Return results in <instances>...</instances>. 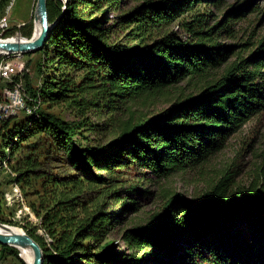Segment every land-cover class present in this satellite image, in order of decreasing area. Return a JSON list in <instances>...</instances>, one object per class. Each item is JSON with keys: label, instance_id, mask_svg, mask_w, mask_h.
I'll list each match as a JSON object with an SVG mask.
<instances>
[{"label": "trees", "instance_id": "trees-1", "mask_svg": "<svg viewBox=\"0 0 264 264\" xmlns=\"http://www.w3.org/2000/svg\"><path fill=\"white\" fill-rule=\"evenodd\" d=\"M133 1L48 0L50 22L57 23L38 52L42 82L37 89L27 79L25 85L28 105L38 109L26 113L22 122L14 117L0 120V171L2 162L20 153L14 180L31 188L33 180H43V189L48 186L47 192H53H46V213L32 205L51 244L38 234L39 226L23 229L41 246L44 264H264V169L260 189L234 191L227 173L198 200L170 198L150 224L121 234L129 249L144 252L139 257L126 256L111 241L117 213L97 210L78 220L75 204H68L75 196L67 198L60 191L69 185L75 190L84 183L105 185L115 172L131 166L159 179L195 169L220 152L243 122L264 111L263 38L197 94L154 117H131L110 143L90 145L88 135L112 130L130 103L205 76L231 52L218 42L231 31L229 15L211 26L212 13L200 12L202 6L209 9L211 0H148L125 10ZM186 16L189 20L179 23L186 39L164 32ZM5 33L15 35L13 29ZM22 36L30 39L32 28L26 25ZM51 104H65L75 120L42 109ZM95 119L102 120L101 128ZM33 139L37 141L31 143ZM42 147L62 152L76 175H41ZM0 247L25 264L16 248Z\"/></svg>", "mask_w": 264, "mask_h": 264}, {"label": "rangeland", "instance_id": "rangeland-1", "mask_svg": "<svg viewBox=\"0 0 264 264\" xmlns=\"http://www.w3.org/2000/svg\"><path fill=\"white\" fill-rule=\"evenodd\" d=\"M144 1L148 0L133 1L125 10H131ZM12 2L13 7L8 11V7ZM220 4L221 8L218 9L217 6ZM209 5L207 11H205V6L200 7V12L212 13L209 17L211 26L222 23L229 15L227 24L231 27V31L220 37L218 41L221 45L231 48L228 59L222 66L211 70L205 76L186 80L176 86L152 94H145L138 98L130 103L125 111L118 116L112 130L103 134H89L88 143L90 145L101 144L103 146L110 143L120 133V126L126 125L127 120L131 117H154L171 107L176 101L197 94L204 85L221 77L233 62L252 52L264 38V0H211ZM36 9L37 0H0V24H2L1 20L8 16V29L6 31L13 29L15 32L14 36L5 37L6 33L0 30V39L9 40L18 37L32 41L35 30L40 24L35 22ZM244 11L245 14L242 15L241 12ZM230 13H238V15L234 16ZM189 18L190 16H186L179 22L173 23L164 32H174L181 38L186 39L188 36L179 23L183 20H189ZM23 24L32 28L30 39L22 36L25 27ZM20 25L22 27H19ZM38 52L21 55L20 59L12 56L8 58L14 66L12 78L22 81L24 89L26 88V79L32 89H37L41 85L42 78L37 70V65L41 61ZM6 56L7 54H0V60ZM7 85L8 83H3L0 80V104L5 101L4 90L10 87ZM1 105L4 106V104ZM42 109L60 116L68 122L75 120L74 114L65 104L43 105ZM1 112L2 109H0V116ZM13 114L14 116L11 117H14L16 122H22L27 115L26 112L21 110H16ZM93 122L101 128L102 120L95 119ZM35 140L37 141V139H33L30 142H36ZM41 151L42 154L39 157L41 175L42 172L56 178L76 175L75 171L66 164L62 152L56 150L52 152L46 147H42ZM29 152L30 150H27L26 155ZM19 159H21L20 153H16L13 157H9V160L6 159L2 162L3 171H0V218L3 220L1 225H12L11 227L24 231L23 226L41 227V218L37 216L32 205H35L43 214L46 213L49 209L48 206H50L47 193L53 195V192H47L48 186L45 190L43 189V180H33L32 188L17 183L14 180L17 171L14 168ZM263 169L264 111L243 122L227 138L225 147L220 152L211 156L195 169L173 171L168 176L159 179L146 169L131 166L115 172L114 177H111L107 181L109 183L105 185L84 183L83 187L78 190H75L73 185H69L67 188L61 187L60 191H63L67 198L75 196V199L68 204H75L76 210L73 214L78 220L90 217L97 210H102L105 213H117L115 219L119 223L115 225L116 231L111 241H114L115 246L126 256L139 257L144 252L139 249H129L127 243L122 241L121 234L133 227L150 224L154 218L161 215L166 202L170 198L181 196L189 200H198L227 173H230L233 180L232 188L234 191L239 190L245 193L251 189H260L263 184ZM102 174L108 178L107 173L102 172ZM16 188H19L21 197L9 198L15 193ZM49 190L51 191V189ZM128 193L131 194L130 197ZM7 194L9 197H6ZM126 201L135 203V207H123L122 205ZM41 230L44 231L43 228H40L38 234L45 237L48 245H50L51 240L47 239ZM18 252L20 253L19 250ZM0 264H21V261L10 252H2L0 247Z\"/></svg>", "mask_w": 264, "mask_h": 264}, {"label": "water", "instance_id": "water-1", "mask_svg": "<svg viewBox=\"0 0 264 264\" xmlns=\"http://www.w3.org/2000/svg\"><path fill=\"white\" fill-rule=\"evenodd\" d=\"M35 22H39L42 28L40 37L35 40H23L19 42H9L8 39H0L1 54H30L41 51L49 37V34L57 22L51 23L48 11V0H37V9ZM0 246H10L17 249V247L31 248L34 251L33 264H44L43 250L39 243H37L26 232L16 234H3L0 232ZM20 257V256H19Z\"/></svg>", "mask_w": 264, "mask_h": 264}, {"label": "built area", "instance_id": "built-area-1", "mask_svg": "<svg viewBox=\"0 0 264 264\" xmlns=\"http://www.w3.org/2000/svg\"><path fill=\"white\" fill-rule=\"evenodd\" d=\"M12 7H13V2L8 7V11H10L12 9ZM7 18H8V16H5L1 20L2 24H0V30L4 33L8 29ZM23 26H25V25L23 24ZM19 27H22V25H20ZM11 56L13 58H17V59L21 58V54H17V55L13 54V55H7L5 58L0 60V80L3 83L12 84L10 87H7L4 90L5 101L3 103H1V104H4V106H2L0 104V109H2L1 116H0L1 120L9 118L11 116H14L13 113L16 110H21L23 112H26L27 114H31L34 111H36L38 109V106H39V105H37L35 107H30L28 105V101L31 100V98L29 97V95L26 91V88L24 89V85H23L22 81L15 80L12 78V73H13L12 70H13L14 66H13V63L11 62V60H8V58ZM14 191H15V193L12 194L10 197L8 196V194L6 195V197L7 196L9 198L21 197V194L19 193V191H20L19 188H16ZM9 194H11V193H9ZM42 232H43V235L46 236L47 239H49V236L44 231H42Z\"/></svg>", "mask_w": 264, "mask_h": 264}, {"label": "bare ground", "instance_id": "bare-ground-1", "mask_svg": "<svg viewBox=\"0 0 264 264\" xmlns=\"http://www.w3.org/2000/svg\"><path fill=\"white\" fill-rule=\"evenodd\" d=\"M41 31H42V28H41V25L39 24L38 27L36 28L35 30V33H34V37L32 39V41H35L37 40L40 35H41ZM23 40H26L24 38H21ZM20 38L18 37H13V38H10L8 41L9 42H19L21 40ZM2 53L1 49H0V54ZM0 232H2L3 234H16V233H22V230L21 229H17V228H14V227H11V226H6V225H1L0 223ZM17 249L20 251V258L23 259V261L26 263V264H33V261H34V251L33 249L31 248H22V247H17Z\"/></svg>", "mask_w": 264, "mask_h": 264}]
</instances>
